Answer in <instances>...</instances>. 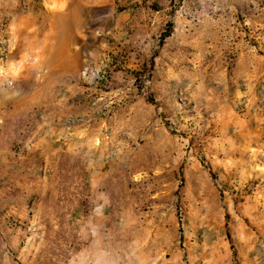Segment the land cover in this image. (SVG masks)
<instances>
[{
    "label": "rangeland",
    "instance_id": "374dc122",
    "mask_svg": "<svg viewBox=\"0 0 264 264\" xmlns=\"http://www.w3.org/2000/svg\"><path fill=\"white\" fill-rule=\"evenodd\" d=\"M133 4L16 96L49 6L0 0V264H84L97 228L128 264H264V0Z\"/></svg>",
    "mask_w": 264,
    "mask_h": 264
},
{
    "label": "crops",
    "instance_id": "0c3cea01",
    "mask_svg": "<svg viewBox=\"0 0 264 264\" xmlns=\"http://www.w3.org/2000/svg\"><path fill=\"white\" fill-rule=\"evenodd\" d=\"M45 1L49 8L41 11L40 20L28 13L17 22L14 60L20 74L11 83L16 96L53 72L81 77L89 58L96 57L102 47L104 32L112 26V9L107 14L106 8L115 0ZM128 1L135 5L136 0Z\"/></svg>",
    "mask_w": 264,
    "mask_h": 264
},
{
    "label": "clouds",
    "instance_id": "9594fccd",
    "mask_svg": "<svg viewBox=\"0 0 264 264\" xmlns=\"http://www.w3.org/2000/svg\"><path fill=\"white\" fill-rule=\"evenodd\" d=\"M84 264H128L124 254L111 247L99 228L89 234V251ZM132 264H147L144 259H133Z\"/></svg>",
    "mask_w": 264,
    "mask_h": 264
}]
</instances>
